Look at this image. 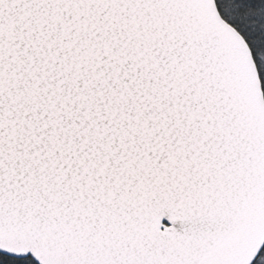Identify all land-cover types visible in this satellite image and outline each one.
<instances>
[{"label": "snow or ice", "instance_id": "1", "mask_svg": "<svg viewBox=\"0 0 264 264\" xmlns=\"http://www.w3.org/2000/svg\"><path fill=\"white\" fill-rule=\"evenodd\" d=\"M0 264H264V0H0Z\"/></svg>", "mask_w": 264, "mask_h": 264}]
</instances>
